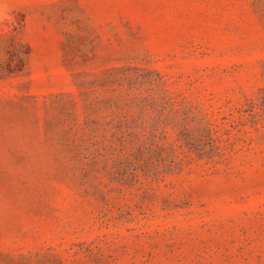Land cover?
Returning <instances> with one entry per match:
<instances>
[{
  "label": "rangeland",
  "instance_id": "1",
  "mask_svg": "<svg viewBox=\"0 0 264 264\" xmlns=\"http://www.w3.org/2000/svg\"><path fill=\"white\" fill-rule=\"evenodd\" d=\"M0 264H264V0H0Z\"/></svg>",
  "mask_w": 264,
  "mask_h": 264
}]
</instances>
